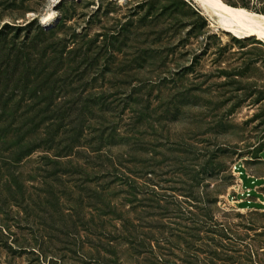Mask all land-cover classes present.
Listing matches in <instances>:
<instances>
[{
  "label": "rangeland",
  "instance_id": "rangeland-1",
  "mask_svg": "<svg viewBox=\"0 0 264 264\" xmlns=\"http://www.w3.org/2000/svg\"><path fill=\"white\" fill-rule=\"evenodd\" d=\"M245 2L251 12L264 8ZM49 12L54 19L42 25ZM65 17L37 50L23 44L26 33L16 41L9 31L6 54L22 48L23 60L45 64L60 40L69 51L97 39L81 59L65 55L95 61L62 90L85 102L96 96L98 110L112 112L84 124L72 158L81 171L58 187L31 173L43 153L22 164L26 201L0 194V264H264V212L237 203L234 172L264 176V41L217 29L192 0H0V29L34 20L43 29ZM130 178L137 201L126 194ZM123 220L132 245L117 234ZM102 226L117 240L100 241Z\"/></svg>",
  "mask_w": 264,
  "mask_h": 264
},
{
  "label": "trees",
  "instance_id": "trees-1",
  "mask_svg": "<svg viewBox=\"0 0 264 264\" xmlns=\"http://www.w3.org/2000/svg\"><path fill=\"white\" fill-rule=\"evenodd\" d=\"M243 1L245 5L241 7L253 11L249 8L248 3ZM254 12L264 15V8ZM194 15L205 24L201 15L196 12ZM69 19L65 17L58 25L43 27V29L38 25L37 20L24 26L5 24L0 29V194L6 195L17 205L26 201V185L30 182L24 179V173L21 171V166L25 161L37 153H43L40 163L31 173L41 175L38 177L44 187L51 184L58 187L61 179L72 175L71 171H81L77 169L79 166L74 164L72 158H75L79 149L84 147L81 142L84 136V124L87 121L100 120V116L96 118L99 114L105 118V115H111L112 112L108 109L109 106L98 110L100 101L96 100V96L93 99H90L89 96L86 97L87 101L85 102V97L81 94H68L62 90L72 88L74 84L73 81L68 82V77L83 76L85 70L87 73L92 67V64L88 66V63L95 61L64 60L65 55L66 57L76 55L81 59L85 50L84 45H88V47L96 45L97 39H90L86 44L69 51V41L60 40L55 46L56 58L45 64L42 60H23L22 54L24 57L27 55L22 53V48L14 47L6 54L5 45L10 34L9 31L18 33L15 36L16 41H19L22 33H26L23 44H27L32 50H37L42 38L57 34L61 25ZM73 36L76 37L75 34ZM111 45L112 43L109 46ZM83 67H86L85 70ZM80 80L81 78L77 82ZM96 95L101 96L102 99L105 97L104 93ZM107 146H111V144H106L104 148ZM100 147L93 150V153L98 154ZM104 175L103 178H106L109 173H104ZM128 181L127 187L130 192L126 194L137 201L141 192L138 187L136 188V181L132 178ZM62 187L65 191L63 183ZM104 192L109 193L108 188ZM151 193L155 194L154 191ZM53 195L54 193H51L50 196ZM62 197L61 195L58 200ZM41 203L40 199L38 204L41 205ZM103 206L104 209H107L106 204ZM107 206L110 208V205ZM127 215L128 212L123 214V216ZM123 222V228L121 231L116 230L117 234L121 235L119 238L121 241L132 245L133 234L130 231L132 226L125 225L128 222L126 220ZM82 231L88 234L91 230L83 224ZM97 233V238L104 243H111L117 240L118 236L114 234L113 237L112 233H107L104 226Z\"/></svg>",
  "mask_w": 264,
  "mask_h": 264
},
{
  "label": "bare ground",
  "instance_id": "bare-ground-1",
  "mask_svg": "<svg viewBox=\"0 0 264 264\" xmlns=\"http://www.w3.org/2000/svg\"><path fill=\"white\" fill-rule=\"evenodd\" d=\"M198 9L214 21L217 29L240 39L256 38L264 41V15L244 8L230 6L222 0H192ZM54 12L42 18V25H50Z\"/></svg>",
  "mask_w": 264,
  "mask_h": 264
},
{
  "label": "crops",
  "instance_id": "crops-1",
  "mask_svg": "<svg viewBox=\"0 0 264 264\" xmlns=\"http://www.w3.org/2000/svg\"><path fill=\"white\" fill-rule=\"evenodd\" d=\"M246 179L251 181L253 185V180L260 181V185L257 186H249L247 185V180L245 181L242 177L241 171L240 177L238 179L237 188H236V201L237 203H241L240 206L247 207H256L260 208L262 212H264V176L263 177H254L248 174L247 170L244 168ZM249 192V193H248Z\"/></svg>",
  "mask_w": 264,
  "mask_h": 264
},
{
  "label": "built area",
  "instance_id": "built-area-1",
  "mask_svg": "<svg viewBox=\"0 0 264 264\" xmlns=\"http://www.w3.org/2000/svg\"><path fill=\"white\" fill-rule=\"evenodd\" d=\"M234 172L237 174V177L239 178L241 174H240V172H239L237 166L234 168ZM236 186H237V185H236ZM248 193H249V192H248Z\"/></svg>",
  "mask_w": 264,
  "mask_h": 264
}]
</instances>
